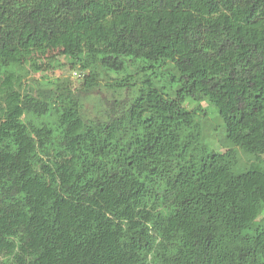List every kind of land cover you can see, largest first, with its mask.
Masks as SVG:
<instances>
[{
    "label": "trees",
    "instance_id": "obj_1",
    "mask_svg": "<svg viewBox=\"0 0 264 264\" xmlns=\"http://www.w3.org/2000/svg\"><path fill=\"white\" fill-rule=\"evenodd\" d=\"M263 154L264 0H0V264H264Z\"/></svg>",
    "mask_w": 264,
    "mask_h": 264
},
{
    "label": "rangeland",
    "instance_id": "obj_2",
    "mask_svg": "<svg viewBox=\"0 0 264 264\" xmlns=\"http://www.w3.org/2000/svg\"><path fill=\"white\" fill-rule=\"evenodd\" d=\"M62 67H59L55 72L64 78H69L74 87H78L81 74L75 68H70L65 65L64 61L60 59ZM173 74V70L169 69V73ZM53 76V73L50 74ZM40 74H32L28 79H38L41 78ZM25 80V81H27ZM176 99L187 109H193L194 107H200L203 111H205L206 119L203 116L198 117L199 123H201L202 128L206 131L207 137L204 140V144L210 149L223 153L225 149L223 148L222 141L225 140V131H224V123L222 118L219 115L220 105L217 107L211 103H209L206 99H201L198 101H191L187 99V97L183 94L182 90L175 86L173 87ZM237 159L238 162L233 168L234 173H240L247 168V163L254 161L255 157L249 154H245L240 150H237ZM259 162H264V154L259 157Z\"/></svg>",
    "mask_w": 264,
    "mask_h": 264
}]
</instances>
